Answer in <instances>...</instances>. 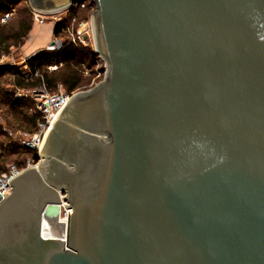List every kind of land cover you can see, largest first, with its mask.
I'll list each match as a JSON object with an SVG mask.
<instances>
[{"label": "water", "instance_id": "obj_1", "mask_svg": "<svg viewBox=\"0 0 264 264\" xmlns=\"http://www.w3.org/2000/svg\"><path fill=\"white\" fill-rule=\"evenodd\" d=\"M93 2L105 79L11 183L0 264H264V0Z\"/></svg>", "mask_w": 264, "mask_h": 264}, {"label": "built area", "instance_id": "obj_2", "mask_svg": "<svg viewBox=\"0 0 264 264\" xmlns=\"http://www.w3.org/2000/svg\"><path fill=\"white\" fill-rule=\"evenodd\" d=\"M27 3H29L31 10L33 11L35 25H43L48 21H50L54 27H56L58 24H64L60 34L53 35L52 41L55 43V46H48L46 48L47 51H60L67 45H73L78 50H82L89 54L87 49L89 47L92 48V52L89 55L96 64H99L98 67H102L103 70L99 72L97 79L94 80L88 87H86V89L87 91H90L98 86V84L102 82V80L97 82V80L101 78L102 72L104 73L103 80L105 79L106 65L98 54L96 48L94 28L92 23V16L96 10V6L93 0H82L81 2L74 4L71 8H67L55 13H46L35 9L32 7L29 0H27ZM84 12H87L88 15L86 19H81L80 14ZM15 13V9H12L10 12H6L0 19V26L8 23ZM63 35H68L66 41L63 40ZM36 53L27 56L24 60L28 72L25 73L22 71L21 73L22 76L27 80L43 78V72L40 69L33 71L28 67V63L35 57ZM5 66L18 67V64H9L5 61V57H0V68ZM58 68V65H51L48 67V71L54 72L57 71ZM16 91L18 92L16 96L18 99H31L35 104L34 108L31 110V113L39 114L41 116V120L38 121L37 124L36 133L30 137L16 141H18L20 145L26 150L39 152L41 151V145L48 129L51 126V123L57 117V113H61L71 98L75 94L79 93L80 90L72 93L61 91L57 94H51L48 92L47 87L43 85L39 88H35L34 90L16 89ZM9 135L11 137L18 136V134H14V132H9ZM32 163V161H28L26 167L20 166L19 164H7L6 166L0 165V206L13 194L14 187L11 186V183L24 172H26L27 169L38 168L37 166H33ZM63 207L64 211L66 212V226L70 210L66 202H63ZM64 236H67L66 233Z\"/></svg>", "mask_w": 264, "mask_h": 264}, {"label": "rangeland", "instance_id": "obj_3", "mask_svg": "<svg viewBox=\"0 0 264 264\" xmlns=\"http://www.w3.org/2000/svg\"><path fill=\"white\" fill-rule=\"evenodd\" d=\"M23 3L26 4L30 9L29 3H27V0H22L21 2L16 1H3L2 7L0 9V16H3L6 12H10L12 9H15L17 11L18 7H22ZM32 11V10H31ZM16 14V13H15ZM84 14V13H83ZM87 14V13H86ZM16 16V15H15ZM85 16V15H84ZM17 18V17H16ZM32 20L34 23L33 31L32 33L23 41V43L20 46H12L8 52H3L0 54V57H5V61L9 64H18V68L25 73L28 72L26 68V63L24 62L25 58L27 56L32 55L33 53H36L35 57L38 56V54L47 51L46 47L50 43V26L46 28H38L35 27V22L33 19V11H32ZM47 24H51L50 21L47 22ZM54 35V34H53ZM68 35H63V40H67ZM51 39L53 40V36H51ZM82 54H86L88 56V60L86 58H83V64L81 65V71L83 78L89 79L90 83L88 85L83 86L79 92H86L90 84L94 80L97 79L99 76V72H101L102 67H98L99 64H92L90 65L89 60H92L91 56L89 55L92 52V48H88V53H85L82 50H79ZM28 67L29 63H28ZM50 72V71H49ZM94 72V73H92ZM51 73V72H50ZM104 73L102 72L101 78L97 80L103 81ZM100 82V81H99ZM40 87V86H39ZM36 87V88H39ZM0 89L3 91H0V125H1V131H0V165L6 166L7 164H19L20 166L26 167L28 161H32L33 166H37L38 168L41 167L44 163L43 158H41V151L39 152H33L26 150L23 148L20 143L16 140L24 139L27 137L32 136L34 133H36L35 127L33 124H31L28 120L29 116L32 115L31 110L32 106L29 105L20 108V110L23 113H19V109H12L9 107V105L5 104V92L11 91L16 92L14 94L15 98H17V91L15 90V84H14V77L9 74H4L0 77ZM25 90H34V88H29ZM48 92L51 94H57L61 91L67 92L65 87L61 84L58 85L57 89L55 91H50L47 88ZM31 96V95H30ZM27 99V98H22ZM29 102L32 103L31 99H28ZM34 104V103H33ZM32 104V105H33ZM25 114L27 117H25ZM9 132H14V134H18V136L11 137L9 135ZM36 156H38V160H36ZM63 197L66 195L63 194ZM66 233V229H65Z\"/></svg>", "mask_w": 264, "mask_h": 264}, {"label": "trees", "instance_id": "obj_4", "mask_svg": "<svg viewBox=\"0 0 264 264\" xmlns=\"http://www.w3.org/2000/svg\"><path fill=\"white\" fill-rule=\"evenodd\" d=\"M86 13L80 14V18L86 19L88 15ZM15 15L8 23L0 26V54L8 52L12 46H20L33 30L32 11L26 4L23 3L22 7H18ZM63 26L64 24H58L54 29V35H59ZM83 58L89 59L86 54H82L75 46L67 45L60 51H44L30 60V68L33 71L40 69L43 72V78L27 80L22 76L21 70L17 66L1 67L0 77L4 74L12 75L14 77L15 90L35 89L36 87L45 85L52 92L61 84L65 87L67 93H72L90 83L89 79L82 76L81 65L84 61ZM89 62L90 65L95 63L93 60H89ZM51 65H58V70L50 73L48 67ZM0 91L2 92L3 90L0 89ZM15 93L6 90V99L4 101L6 105H9L12 109L19 110L27 105L32 106V109L34 108L35 104H33V101L31 103L28 99L15 98ZM22 111L24 110H20L19 113H23ZM25 117H27L26 114ZM28 120L33 124L35 127L34 131H36L41 116L39 114H32ZM35 159L38 160V156Z\"/></svg>", "mask_w": 264, "mask_h": 264}, {"label": "bare ground", "instance_id": "obj_5", "mask_svg": "<svg viewBox=\"0 0 264 264\" xmlns=\"http://www.w3.org/2000/svg\"><path fill=\"white\" fill-rule=\"evenodd\" d=\"M55 122H56V119L51 123V126H50V128L48 129V131H47V133L45 135L44 141H43V143L41 145V148H40L41 151L43 150V147H44V144H45V141H46V137L48 136V133L52 129V127L54 126Z\"/></svg>", "mask_w": 264, "mask_h": 264}, {"label": "crops", "instance_id": "obj_6", "mask_svg": "<svg viewBox=\"0 0 264 264\" xmlns=\"http://www.w3.org/2000/svg\"><path fill=\"white\" fill-rule=\"evenodd\" d=\"M52 36V35H51Z\"/></svg>", "mask_w": 264, "mask_h": 264}]
</instances>
